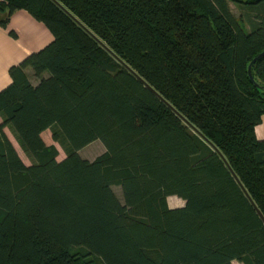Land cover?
Segmentation results:
<instances>
[{
	"label": "trees",
	"instance_id": "16d2710c",
	"mask_svg": "<svg viewBox=\"0 0 264 264\" xmlns=\"http://www.w3.org/2000/svg\"><path fill=\"white\" fill-rule=\"evenodd\" d=\"M17 10L53 40L0 90V264H264V0H0V26Z\"/></svg>",
	"mask_w": 264,
	"mask_h": 264
},
{
	"label": "crops",
	"instance_id": "0c3cea01",
	"mask_svg": "<svg viewBox=\"0 0 264 264\" xmlns=\"http://www.w3.org/2000/svg\"><path fill=\"white\" fill-rule=\"evenodd\" d=\"M232 9V3L230 4ZM6 12L0 15V19ZM16 36H12L11 32ZM53 40L50 31L26 10H17L9 20L6 28L0 26V90L11 83L9 70L12 66L20 64L26 57L38 52ZM26 74L33 84L38 80L32 70L27 69ZM259 139H264V117L262 123L256 128Z\"/></svg>",
	"mask_w": 264,
	"mask_h": 264
},
{
	"label": "rangeland",
	"instance_id": "374dc122",
	"mask_svg": "<svg viewBox=\"0 0 264 264\" xmlns=\"http://www.w3.org/2000/svg\"><path fill=\"white\" fill-rule=\"evenodd\" d=\"M232 10L236 18H240L243 20V23L246 28L249 27V24L245 20V18L241 17L240 9L235 5L232 4ZM0 122H2V119L0 117ZM6 136L9 138V140L12 142L13 146L18 152L19 157L21 160L28 166L32 164V159L21 149V146L19 142L17 141L16 136L13 134V132L10 130V128H5L4 130ZM42 139L48 146H55L59 152L58 161H62L67 157V150L65 149L64 145L60 141H54L53 139V132L52 130L45 131V133L42 134ZM106 152L104 145L101 141H95L91 143L90 145L86 146L82 150L79 151V155L82 159L88 160V161H94L96 158L101 156ZM113 190L115 194L117 195L118 199L123 203V194L120 187H113ZM168 205L172 209L177 208H183L185 206V202L181 200L178 197H170L168 198ZM234 264H240L238 262H235Z\"/></svg>",
	"mask_w": 264,
	"mask_h": 264
},
{
	"label": "water",
	"instance_id": "95a60500",
	"mask_svg": "<svg viewBox=\"0 0 264 264\" xmlns=\"http://www.w3.org/2000/svg\"><path fill=\"white\" fill-rule=\"evenodd\" d=\"M57 4H59L58 2H57ZM59 6H61L60 4H59ZM62 7V6H61ZM63 8V7H62ZM64 9V8H63ZM76 20V19H75ZM90 35H92L94 38H95V36L87 29V28H85L78 20H76ZM99 43L103 46V47H105L106 49H108L102 42H100L99 41ZM109 50V49H108ZM110 51V50H109ZM111 52V51H110ZM261 58H264V52H262V53H260L252 62H251V64L249 65V67H248V73H249V76H250V78H251V80H253V77H252V66L258 61V60H260ZM127 69H129V70H131L124 62H121ZM132 71V70H131ZM132 73L134 74V75H136L137 77H138V79L150 90V91H152L156 96H158L160 99H162V97L151 87V86H149L142 78H140L134 71H132ZM163 100V99H162ZM164 101V100H163ZM165 102V101H164ZM171 109H173L167 102H165ZM195 131H197L201 136H202V134L198 131V130H196L195 129ZM203 137V136H202ZM211 145H212V143H211ZM214 148H215V150L217 151V152H219L218 151V149L214 146V145H212ZM219 154L221 155V153L219 152ZM222 156V155H221ZM223 157V156H222ZM223 159H224V157H223ZM225 160V159H224ZM226 161V160H225ZM235 176V175H234ZM236 177V176H235ZM237 178V177H236ZM238 180V179H237ZM239 182V181H238ZM240 183V182H239ZM257 214H258V216H259V218L261 219V221L264 223V215L261 213V211H259L258 209H257Z\"/></svg>",
	"mask_w": 264,
	"mask_h": 264
}]
</instances>
